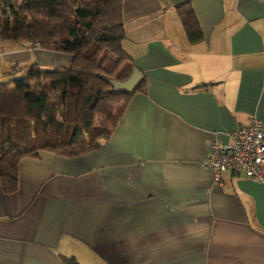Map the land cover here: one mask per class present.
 Listing matches in <instances>:
<instances>
[{
    "label": "crops",
    "instance_id": "0c3cea01",
    "mask_svg": "<svg viewBox=\"0 0 264 264\" xmlns=\"http://www.w3.org/2000/svg\"><path fill=\"white\" fill-rule=\"evenodd\" d=\"M188 2L198 44L176 10ZM123 21L146 90L99 149L21 160L14 193L0 181V264H264V185L216 184L204 165L213 142L264 123V0H123ZM71 59L0 41V77Z\"/></svg>",
    "mask_w": 264,
    "mask_h": 264
},
{
    "label": "trees",
    "instance_id": "16d2710c",
    "mask_svg": "<svg viewBox=\"0 0 264 264\" xmlns=\"http://www.w3.org/2000/svg\"><path fill=\"white\" fill-rule=\"evenodd\" d=\"M191 44L204 40L191 4L176 7ZM123 0H0V41L30 43L72 57L62 68L31 66L26 76L0 83V181L18 189L19 162L43 151L75 158L101 147L131 98L115 92L137 68L123 43ZM107 79V80H104ZM63 264H80L63 258Z\"/></svg>",
    "mask_w": 264,
    "mask_h": 264
},
{
    "label": "built area",
    "instance_id": "2783aa9c",
    "mask_svg": "<svg viewBox=\"0 0 264 264\" xmlns=\"http://www.w3.org/2000/svg\"><path fill=\"white\" fill-rule=\"evenodd\" d=\"M233 144H211V154L204 165L214 174L216 184L223 183L226 172L242 174L264 185V123L257 117L231 133Z\"/></svg>",
    "mask_w": 264,
    "mask_h": 264
},
{
    "label": "water",
    "instance_id": "95a60500",
    "mask_svg": "<svg viewBox=\"0 0 264 264\" xmlns=\"http://www.w3.org/2000/svg\"><path fill=\"white\" fill-rule=\"evenodd\" d=\"M143 77V73L138 68H135L126 80H110V83L112 84L115 92H133L140 83V81L143 79ZM104 80L107 79L104 78Z\"/></svg>",
    "mask_w": 264,
    "mask_h": 264
},
{
    "label": "rangeland",
    "instance_id": "374dc122",
    "mask_svg": "<svg viewBox=\"0 0 264 264\" xmlns=\"http://www.w3.org/2000/svg\"><path fill=\"white\" fill-rule=\"evenodd\" d=\"M17 74V71L16 70H14V72H12L11 73V75L9 76V77H4V76H1L0 77V83H8V82H10L11 80H13L14 78L16 79V78H22V77H24V76H26V74L24 73V74H22V75H18L17 77H13L14 75H16ZM13 78V79H12ZM119 107H121V109H122V106H119ZM118 108V107H117ZM116 108V109H117Z\"/></svg>",
    "mask_w": 264,
    "mask_h": 264
}]
</instances>
